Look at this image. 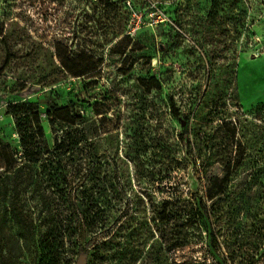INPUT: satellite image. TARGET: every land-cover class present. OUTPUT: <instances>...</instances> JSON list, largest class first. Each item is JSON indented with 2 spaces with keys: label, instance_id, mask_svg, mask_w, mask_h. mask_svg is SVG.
<instances>
[{
  "label": "rangeland",
  "instance_id": "rangeland-1",
  "mask_svg": "<svg viewBox=\"0 0 264 264\" xmlns=\"http://www.w3.org/2000/svg\"><path fill=\"white\" fill-rule=\"evenodd\" d=\"M12 92L78 101L94 121L97 159L64 189L75 198L86 190L94 231L125 237L136 228L142 264L150 244L165 241L180 245L170 252L177 264H264V178L245 204L241 197L264 168V0H0V176L4 161L19 162L5 115ZM228 165L227 196L209 222L212 246L189 209L196 200L209 207L206 185ZM30 189L17 203L37 229L35 245L63 239L55 263L75 264L80 254L59 222L64 202L49 183ZM6 197L0 264H40ZM165 201L172 205L161 222Z\"/></svg>",
  "mask_w": 264,
  "mask_h": 264
},
{
  "label": "trees",
  "instance_id": "trees-1",
  "mask_svg": "<svg viewBox=\"0 0 264 264\" xmlns=\"http://www.w3.org/2000/svg\"><path fill=\"white\" fill-rule=\"evenodd\" d=\"M98 1L104 5L108 2V0ZM56 52H58L57 58L61 68L66 70V65L57 49ZM89 72L91 71H83L80 75L83 76ZM54 82L52 81V84ZM6 101L5 115L13 121L19 148V151H15V155H18L19 162L4 161L6 169L0 176V195L2 196L0 202L7 199L8 193L14 198L10 201V211L16 219H19L24 231L23 234L18 235L19 239L24 243L33 242L36 246L34 239L37 229L32 225H26L21 220L24 217V206L17 201H20V196L27 194L30 188V191H33L36 185L46 182L50 184L54 194L60 196L65 205L67 216L59 221L63 228L64 239L68 242L70 249L77 248V253L86 256L87 264H105V262L111 264L112 261L115 264H142L143 260L139 257L142 251L136 235V228L131 229L132 227H130L125 237L116 233L110 235L109 231L103 233L94 231L91 227H94L95 224L87 222L88 208L84 207L85 201L88 200L84 195L86 190L79 192V196L75 198L71 192L64 189V185L71 186L73 180L80 175L85 160L92 162L97 159L95 141L101 138L97 135L94 121H90L80 112L79 102L70 100L66 105H63L59 96L52 92L43 93L35 99L21 96L20 92H12ZM169 107L172 116L178 118L179 115L173 108L170 99ZM10 158H12V154ZM99 163H102V160ZM231 170L228 165L224 170L223 178H212L208 181L205 194L209 207L202 205L201 200H196L189 209L192 212L195 208L194 224H201L200 228L205 229L208 242L212 246L216 245V239L209 228V222L215 205L221 198L227 196L225 190ZM87 173L88 171L85 174L87 175ZM83 178V175L79 177V179ZM261 178H264L263 167L257 169L250 183L245 186L241 196L245 199L243 204L248 199L244 194L249 193L250 188ZM171 205L170 201L163 202L161 222L167 221V210ZM178 210L180 214L185 213L182 209ZM178 210L176 209V213ZM261 222H264V219ZM261 232H264V225ZM123 238L124 240H122ZM62 240L57 241L56 238L48 239L44 236L36 242L35 255L40 264H56L55 256L58 250L63 249ZM164 244V246L159 245L158 248L154 247L153 243L150 244L144 264H177L170 256V252L180 245L168 244L166 241ZM212 246L210 247L211 251L214 248ZM215 252L213 251L214 254Z\"/></svg>",
  "mask_w": 264,
  "mask_h": 264
},
{
  "label": "water",
  "instance_id": "water-1",
  "mask_svg": "<svg viewBox=\"0 0 264 264\" xmlns=\"http://www.w3.org/2000/svg\"><path fill=\"white\" fill-rule=\"evenodd\" d=\"M159 50H163V46L159 45ZM75 264H87V258L85 255H80Z\"/></svg>",
  "mask_w": 264,
  "mask_h": 264
}]
</instances>
